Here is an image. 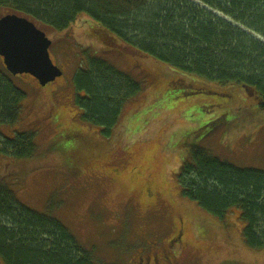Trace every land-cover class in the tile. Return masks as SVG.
<instances>
[{
	"label": "rangeland",
	"instance_id": "rangeland-1",
	"mask_svg": "<svg viewBox=\"0 0 264 264\" xmlns=\"http://www.w3.org/2000/svg\"><path fill=\"white\" fill-rule=\"evenodd\" d=\"M36 26L51 41L50 58L63 74L44 87L26 75L10 76L25 94L22 120L0 125V133L12 139L35 132L38 152L28 160L0 153V179L20 204L58 220L97 264H138V257L154 264L163 253L174 255L175 264H264V249L245 246L241 221L219 220L181 196L176 178L192 146L237 168L264 171V116L244 89L135 52L134 59L102 52L88 25L63 32ZM84 51L143 80L106 135L81 120L76 104L74 76L86 63ZM200 87L202 93L186 96ZM153 187L155 194L146 193Z\"/></svg>",
	"mask_w": 264,
	"mask_h": 264
},
{
	"label": "trees",
	"instance_id": "trees-1",
	"mask_svg": "<svg viewBox=\"0 0 264 264\" xmlns=\"http://www.w3.org/2000/svg\"><path fill=\"white\" fill-rule=\"evenodd\" d=\"M1 10L58 32L88 25L90 40L102 52L132 54L133 59L135 52L223 86L241 87L264 116V43L248 33L264 40V0H0ZM84 54L86 63L74 76L80 117L109 134L125 103L141 92L143 80ZM10 76L0 71V125L13 126L22 120L25 94ZM144 79L153 83L146 73ZM201 88L186 96L202 93ZM34 133L12 139L0 133L1 155L36 157ZM176 178L181 196L219 220L235 217L243 223L245 246L264 249V171L237 168L192 146ZM0 264L97 263L63 224L25 208L0 179Z\"/></svg>",
	"mask_w": 264,
	"mask_h": 264
},
{
	"label": "water",
	"instance_id": "water-1",
	"mask_svg": "<svg viewBox=\"0 0 264 264\" xmlns=\"http://www.w3.org/2000/svg\"><path fill=\"white\" fill-rule=\"evenodd\" d=\"M51 41L26 18L7 14L0 18V57L11 76L28 75L41 87L62 76L53 64L49 48Z\"/></svg>",
	"mask_w": 264,
	"mask_h": 264
},
{
	"label": "flooded vegetation",
	"instance_id": "flooded-vegetation-1",
	"mask_svg": "<svg viewBox=\"0 0 264 264\" xmlns=\"http://www.w3.org/2000/svg\"><path fill=\"white\" fill-rule=\"evenodd\" d=\"M26 76H28V75H26ZM29 77H31V76H29ZM145 191H147L146 193H148V194H155L157 192V189L155 187H153V188H150V189H145ZM156 199L157 198H155L153 200H156ZM180 223L182 224L181 221L178 222V224H180ZM181 230H182V228L180 226H177V230L175 231L176 235L174 236L176 238V240H177V238H178V240L180 239ZM160 257L161 258H159L157 256H154V258H153L154 264H175L174 263V259H173L174 255L172 256L169 253H163ZM143 263L144 264H150L151 260L149 258H146L145 260H143V258L138 257V264H143Z\"/></svg>",
	"mask_w": 264,
	"mask_h": 264
}]
</instances>
